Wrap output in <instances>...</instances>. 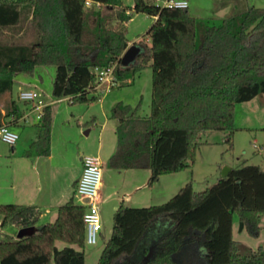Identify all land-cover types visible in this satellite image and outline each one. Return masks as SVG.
Masks as SVG:
<instances>
[{"label":"trees","instance_id":"obj_1","mask_svg":"<svg viewBox=\"0 0 264 264\" xmlns=\"http://www.w3.org/2000/svg\"><path fill=\"white\" fill-rule=\"evenodd\" d=\"M85 1L0 0V96H8L6 118L22 115L11 95L14 76L32 75L36 66H54L52 95L76 103L97 98L96 91L86 89L95 84L98 70L113 67V89L132 83L148 63L149 113L139 115L138 107L122 101L110 109L117 124L109 167L147 168L151 185L161 175L189 166L202 133L223 131L231 142L234 105L264 94V8L250 6L218 25H200L187 8L159 7L153 0H133L132 6L124 0H91L97 4L91 7ZM130 11L155 20L146 32L150 45L137 43L140 52L123 66ZM26 24L30 40L21 36ZM3 29L16 35L1 40ZM42 111L30 147L47 154L51 104ZM85 209L71 198L58 207L53 222L37 226L34 206L0 203V236L8 224L35 227L31 235L0 239V264H84ZM234 216L257 236L264 216V170L258 165L230 168L201 192L187 182L161 204L121 202L98 264H185L171 255L192 236L205 264H264V246L242 253L233 238ZM57 241L65 245L58 248Z\"/></svg>","mask_w":264,"mask_h":264},{"label":"rangeland","instance_id":"obj_2","mask_svg":"<svg viewBox=\"0 0 264 264\" xmlns=\"http://www.w3.org/2000/svg\"><path fill=\"white\" fill-rule=\"evenodd\" d=\"M189 14L197 19L200 25H218L223 19L230 16H239L250 6L264 8V0H187ZM124 3L132 6L133 0H124ZM131 19L126 23L127 38L134 42L150 45V38L146 32L154 22V17L130 11ZM16 32L11 29L1 30V40H12ZM24 40L33 38L32 32L26 24L21 34ZM54 66H36L32 75L19 73L14 76L11 95L14 100L23 106L24 102L18 98L20 91L27 89L36 90L45 102H50L52 112L55 114V131L64 129L67 135L78 133L81 140L94 142L99 125L102 122L103 112L110 114L111 105L122 101L132 107H138L137 113L145 116L150 110L151 101V77L152 70L147 63L140 71L136 72L132 83L123 84L107 91H97L98 97L92 101L70 103L67 100L56 101L52 95V81ZM100 98V99H99ZM55 100V101H54ZM1 101V96H0ZM92 115L98 116V125H95L90 136L85 132L88 127L83 125ZM234 132L229 143L226 133L219 130L204 132L199 137L201 144L195 150L191 160H187L189 166L170 174H164L151 185L147 184L144 190L139 192L138 201L142 206L161 204L173 196L182 186L190 182L196 192H201L212 186L221 177L225 167L233 168L243 164L258 165L264 170V94L257 95L251 100L236 103L233 108ZM109 125L114 126L116 120L109 115ZM112 123V124H111ZM81 130V131H80ZM111 130L108 126L107 131ZM114 130V129H112ZM80 131V134H79ZM115 138V135L112 134ZM21 138L17 140L20 145ZM11 144L0 139V203H1V154L9 153ZM74 148L76 146L74 145ZM73 150V149H72ZM101 163H105L104 153L100 156ZM113 173V170H110ZM110 171L103 172L106 177V185H122V181H113ZM116 198V196L114 197ZM75 201H80L75 196ZM136 202V201H133ZM110 203V202H108ZM133 206V203H131ZM112 214L108 205L102 208L100 232L95 244H86L84 247L85 264H98L100 252L106 240L110 237L112 227ZM233 238L241 244L242 253H248L259 246H264V216L260 219V230L257 236H251L248 231L240 226L234 216ZM16 227L8 224L3 228L0 239L7 240L16 237ZM193 237V236H192ZM192 237L189 238L190 242ZM59 247L63 243H58ZM197 246V244H196ZM198 251V249H197ZM197 257V258H196ZM193 262L205 264L203 255L198 254ZM51 264H54L53 261Z\"/></svg>","mask_w":264,"mask_h":264},{"label":"crops","instance_id":"obj_3","mask_svg":"<svg viewBox=\"0 0 264 264\" xmlns=\"http://www.w3.org/2000/svg\"><path fill=\"white\" fill-rule=\"evenodd\" d=\"M134 42L137 41L129 40L128 46L135 44ZM96 95L98 97V93ZM7 97L6 95L1 96V124H8L18 134V139L21 138L22 140L20 145L17 144V141L11 144L9 153L1 154V203L34 206L38 213L36 225L51 223L55 220L57 209L60 205L71 198L74 200L76 195L79 196L76 193V184L82 172V157L94 155L100 160L99 156L104 153L105 163H101L102 177L98 197L100 218L102 208L106 204L110 213L113 214L121 202L129 206L133 203L134 207H144L142 206L144 205L143 202H140L141 200L138 201L137 198L139 192L144 190L143 188L148 184L150 170L147 168L116 170L108 165V159L116 146L115 127L117 124L116 121L114 126L109 125V113L103 112L101 116L102 122L99 125L95 140L90 143L81 140L78 133L77 135L76 133L75 135H67L64 129L60 127L56 133L55 114L52 112L49 151L47 154H42L38 149H31L30 147L31 142L36 139L39 130L38 122L40 119L36 117L37 110L33 108L31 103L24 102L23 106L18 104L22 115L17 120L6 118L5 103ZM113 106L114 104L111 105V108ZM98 120V116L92 115L84 123L83 128L88 127L85 132L86 135L90 136L94 126L98 125ZM108 126H111L109 132L107 131ZM112 134L115 135V138L112 137ZM74 145L76 148H74ZM110 170H113V173ZM107 171L111 172L109 176H111L113 181L117 182L120 180L122 185L118 186L114 183L107 187L106 177H103V172L106 173ZM115 196L116 198H114ZM74 202L84 205V199L81 197L80 201L74 200ZM17 231L18 229L15 230L16 234ZM99 233L102 236V231ZM59 242L61 241L56 242L57 246ZM64 245L65 243H63ZM183 245L189 256L195 259L198 255L196 244L188 240ZM62 247L58 246V248ZM83 253L85 264V256L87 254L85 255L84 250ZM178 259V262L185 263L182 257H178Z\"/></svg>","mask_w":264,"mask_h":264},{"label":"built area","instance_id":"obj_4","mask_svg":"<svg viewBox=\"0 0 264 264\" xmlns=\"http://www.w3.org/2000/svg\"><path fill=\"white\" fill-rule=\"evenodd\" d=\"M153 4L159 7L168 8H187V0H153ZM97 6L91 0L85 1L86 7ZM116 84L113 67L97 71L95 84L90 85L86 90L88 92L107 91ZM98 93V92H97ZM18 98L23 102H28L37 110V119L43 114V107L51 104L53 101L45 102L40 94L34 90L20 91ZM69 96L56 97V101L69 100ZM55 101V100H54ZM0 139L6 143L14 144L18 139V134L14 132L8 124L0 125ZM102 177V164L97 156L85 155L82 157V172L76 184V193L86 201V207L83 214L85 224V242L86 244H95L100 232V212L98 206L99 189Z\"/></svg>","mask_w":264,"mask_h":264},{"label":"water","instance_id":"obj_5","mask_svg":"<svg viewBox=\"0 0 264 264\" xmlns=\"http://www.w3.org/2000/svg\"><path fill=\"white\" fill-rule=\"evenodd\" d=\"M140 52V47L136 44H131L129 45L126 50L124 51V53L121 55L120 57V63L123 65V66H127L129 63H131L136 55ZM92 96V94H89L88 95V98L90 99ZM230 168L228 167H225L222 171V175L221 177H224L228 172H229ZM84 201H86L84 199ZM240 226L242 227V223H240ZM35 230V227L34 226H29V227H22L20 229H18L17 231V234H16V238H22L24 236H28V235H31ZM186 243V241H185ZM184 244V243H183ZM181 245L179 247L178 250H176L172 255V259L177 262V263H180L178 262L179 259L178 257H182L183 259V262H185V264H192L194 263L193 262V259L192 257L189 256V254L187 253V251H185V246L184 245ZM151 250L148 252V254L144 257V260H146L150 254H151Z\"/></svg>","mask_w":264,"mask_h":264}]
</instances>
